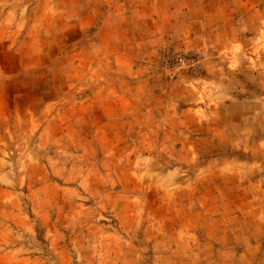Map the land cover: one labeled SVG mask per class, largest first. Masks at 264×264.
Instances as JSON below:
<instances>
[{
  "label": "crops",
  "instance_id": "0c3cea01",
  "mask_svg": "<svg viewBox=\"0 0 264 264\" xmlns=\"http://www.w3.org/2000/svg\"><path fill=\"white\" fill-rule=\"evenodd\" d=\"M55 9L70 13L57 27L63 51L78 46L48 104L65 125L54 140L83 142L72 155L90 159L86 187L102 190L89 198L110 222L101 242L116 264H264V52L253 51L264 0ZM171 48L198 70L161 66Z\"/></svg>",
  "mask_w": 264,
  "mask_h": 264
},
{
  "label": "rangeland",
  "instance_id": "374dc122",
  "mask_svg": "<svg viewBox=\"0 0 264 264\" xmlns=\"http://www.w3.org/2000/svg\"><path fill=\"white\" fill-rule=\"evenodd\" d=\"M72 2L0 0V264L118 263L113 247L101 242L110 222L95 219L89 198L102 190L86 187L94 178L87 172L90 159L72 155L83 142L71 147L68 141H55V132L65 125L53 123L60 109L48 107L72 73L62 55L78 45L63 51L57 41L62 32L57 27L63 18L68 25L70 13L55 9ZM255 15L262 20V14ZM255 35L258 54L264 52V29ZM196 59L171 48L160 64L191 73L198 70ZM72 184L80 185L78 192Z\"/></svg>",
  "mask_w": 264,
  "mask_h": 264
}]
</instances>
